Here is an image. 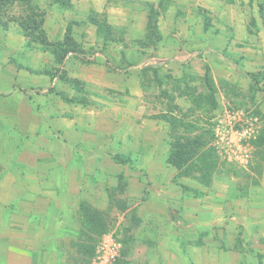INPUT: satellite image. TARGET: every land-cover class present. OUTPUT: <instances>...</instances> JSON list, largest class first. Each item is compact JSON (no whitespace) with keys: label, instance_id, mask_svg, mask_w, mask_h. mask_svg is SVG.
Masks as SVG:
<instances>
[{"label":"crops","instance_id":"obj_1","mask_svg":"<svg viewBox=\"0 0 264 264\" xmlns=\"http://www.w3.org/2000/svg\"><path fill=\"white\" fill-rule=\"evenodd\" d=\"M36 1L40 8L51 6L42 24L45 38L51 43L61 42L67 9L57 13L53 9L58 1ZM78 1H83L86 13L89 8H104V0H66L68 5ZM200 3L208 9L213 7L210 14L215 10L222 23L219 31L201 35L200 41L205 44L201 51L208 56L205 67L212 74L219 67L220 78L229 89L228 105L240 95L238 91L249 93L247 103L243 104L240 97L241 108L229 112L252 115L249 132L253 137L246 139L247 129L242 126L241 130L230 128L228 141L215 146L224 165L241 170L238 175L229 169L225 174L215 173L221 161L216 156V167L209 174L199 178L180 176L168 163L169 153L166 159L152 157L150 146L149 162H143L145 177L161 188L149 193L152 199L144 203L148 212L142 214L146 221L152 220L157 205L153 199H163L165 210L170 208L179 217L177 221L167 220L164 226L172 225L179 238H170L167 228L160 229L153 247L143 250V261L151 264L150 258L155 257L168 264L174 257L175 264H264V0H177V6L187 7V13L194 12ZM50 17L59 29H50ZM219 40L222 43L217 46ZM187 50L177 53L181 55V67L189 59L190 65H196L194 54L199 52L188 54ZM0 51V264H79L78 247L83 243L78 233L82 230L80 206L87 202L98 210L104 205L101 200L108 199L102 188L99 192L95 188L96 183L105 181V166L116 167L115 175L110 173L109 178L119 184L117 167L126 164L119 158L128 163L133 156L121 147V117L140 118L142 114L133 110L130 98L124 105L112 97H101L95 101L101 104L95 110L87 101L82 102V96L87 98V89L120 90L121 83L113 81L114 75L122 73L126 77L128 71H137L144 62L110 73L102 56L85 63L68 52L61 63H56L49 51L26 48L22 32L10 31L1 34ZM19 56L29 59L28 63ZM249 73L258 76L256 87ZM73 80L84 92L73 87ZM213 80L217 87L215 77ZM135 82L126 78L124 83L138 94ZM235 151L246 153L247 158L235 157ZM152 164L158 168L155 173ZM195 189L199 196H194ZM117 193L112 190V196ZM134 196L128 198V207L132 200L138 202L139 197ZM189 230H208L204 244L187 241L189 237L184 234Z\"/></svg>","mask_w":264,"mask_h":264},{"label":"rangeland","instance_id":"obj_2","mask_svg":"<svg viewBox=\"0 0 264 264\" xmlns=\"http://www.w3.org/2000/svg\"><path fill=\"white\" fill-rule=\"evenodd\" d=\"M49 1H58V7L53 9V11H58L57 13L67 9L64 30L69 28L72 36L81 41L80 43L76 42V46H69L75 53L73 58H83V62L90 63L95 60L96 55H100L104 58L103 62L110 73L123 70L126 66L137 65L140 61V63L144 62L140 68L137 67V71H128L126 77L122 73H119L118 77L116 74L114 75L113 81L121 83L120 90L103 87L94 91L87 89L84 92L79 82L73 80L72 85L76 90L85 93L87 98L84 99L82 96V102L87 101L90 109H99L101 104L95 101L101 97L106 99L112 97V100L115 99L124 105L127 104V98H130L132 100L129 104L133 110L142 113L140 118L139 116L131 119L121 117V147L132 152L133 156H131V160L129 159L130 162L117 167L121 175L119 184L116 186V183H112L109 178L110 173L115 175L116 167L104 165L105 181L100 184L96 183L95 188L98 192L102 188V194L108 199L101 200L104 205L98 210L87 202L85 203L91 211L98 212V214L95 218H91L93 225L80 218L82 230L78 233L83 243L78 247L79 264H91L89 260H92L95 255L94 246L96 248L102 237L110 235L121 245L120 256L113 264H150L148 261L144 263L143 250L149 249L150 246L153 247L161 232L160 229L167 228V235L171 236L170 238L176 236L179 238L172 225L164 226L168 224L167 220L177 221L179 217L177 214L171 213L172 209L165 210L163 199L161 201L158 198L153 199L157 205L153 208L154 218L152 220L146 221L145 214H142L147 211L144 203L146 204L152 199L151 195L148 198L149 193L161 188L146 180L145 177L143 162H149L150 146H153L152 157L156 155L157 158L166 159L170 144L175 136L192 140L200 138V141L203 142L200 150L204 151L211 147L218 157V161L221 160L215 173L225 174L224 172L229 169L234 174H240V169L234 170L233 167L224 165L222 162V155L218 151L219 149L215 148L219 145L213 135V128L220 121L232 126L235 130H241V126H247L246 122L250 127V124H253L250 119L253 117L251 114L248 115V107L246 108L247 114H243L240 120L236 118L228 124L229 118H226V115L231 113L229 110L241 108L238 107L241 103L240 97L243 104L247 103L245 99L249 93L246 91L243 94L238 91L240 95H236L233 98L234 101L228 105L226 93H229V89L220 78L222 74L219 67L214 70V74L205 67L207 66L205 60L208 56L201 51L205 45L200 41L201 35L214 29L219 31L220 26L222 27L215 10L212 11L213 14H210V9H214L213 7L208 9L204 7L206 4L200 3L195 5L194 12L187 13V7L177 6V0H104L103 10L95 11L89 8L86 13L83 1L76 2V5L74 3L68 5L66 0ZM36 2V0H32L33 6L39 12L42 10L44 16L50 12L51 6L40 8ZM23 8V5L14 6L10 9V14L12 16L21 14ZM188 9H191L190 5H188ZM71 12L72 14L77 12V14L72 15ZM73 17H76V20L71 19ZM50 18L52 19L49 23L50 29H59L53 18ZM5 31L21 32L17 24L13 22L9 24L7 30L0 29V36ZM34 37L29 38L31 43L29 46L40 49L42 46H37ZM203 39L206 41V37ZM221 43L219 40L217 46ZM180 49H184V51L188 49V54L199 52V55L194 54L196 65H190L189 59L187 62L189 65L181 67L183 65H180L179 61L182 60L181 55L177 54ZM185 56L191 58V55L185 54ZM222 56L224 58L223 51ZM19 57L22 61L26 60L24 63H28L29 59ZM11 60L14 61L13 58ZM214 77L218 83L217 87L213 80ZM249 77L253 87H256L259 84L258 76L255 73H249ZM126 78L136 81L138 94H135L124 83ZM120 110L122 112L123 108L121 107ZM62 139L60 142L63 144ZM67 147L65 146L68 150ZM135 161L140 162L137 164ZM151 168L153 169L152 173L158 170L153 164ZM88 186L93 188L91 184ZM185 187L192 190V187L187 183H185ZM112 190L114 193L118 190V193L112 196ZM193 192L196 193L194 196H199L197 189ZM131 196L139 197L138 202L134 199L128 207V198ZM87 201L94 206L93 200ZM133 203H136L135 206ZM137 211L143 218L137 215ZM92 214L90 213L91 217H93ZM74 218L76 219L75 216ZM159 221L161 224L158 223ZM191 232L189 230L184 235L189 237L187 241L196 240L197 244L203 243L208 234V230ZM186 239L183 240L186 241ZM253 247H247V249ZM169 259L168 264H175L174 257ZM78 260L75 258V261L78 262ZM150 261L151 264H165L160 258L152 257ZM72 263L76 264V262Z\"/></svg>","mask_w":264,"mask_h":264},{"label":"trees","instance_id":"obj_3","mask_svg":"<svg viewBox=\"0 0 264 264\" xmlns=\"http://www.w3.org/2000/svg\"><path fill=\"white\" fill-rule=\"evenodd\" d=\"M24 6L21 14L12 16L10 9L14 6ZM16 23L25 38V47H30L29 38L35 36L33 39L37 41V46L40 49L49 51L56 63H61L63 57L68 52H74L69 48L70 45L76 46V42L71 36L70 29L65 31L64 38L59 43H51L47 41L42 30L44 22V14L39 12L32 4V0H0V29L7 30L10 23ZM34 44V43H33ZM203 142L200 138L185 139L181 136H175L170 144V151L168 154V163L174 166L180 176H196L203 177L209 174L216 167V155L213 148L201 151ZM121 163H127V159L119 158ZM116 160V159H115ZM90 213L93 217L90 216ZM98 212L91 211L85 204L80 206L81 220L88 221L91 224V218H95ZM98 225V222L96 221ZM93 225V224H92Z\"/></svg>","mask_w":264,"mask_h":264},{"label":"built area","instance_id":"obj_4","mask_svg":"<svg viewBox=\"0 0 264 264\" xmlns=\"http://www.w3.org/2000/svg\"><path fill=\"white\" fill-rule=\"evenodd\" d=\"M241 116L242 115L240 112H232L227 114L226 118H229L228 119L229 121H227L229 122L228 124L232 123V121H234L236 118L240 120ZM246 123L247 126H244V128L247 129V131L245 132L244 135L246 139H250L253 137V135L251 134V132H249L250 131L249 123L248 122ZM230 128L232 129L233 127L225 123H222V121H220V123L218 122L216 126L213 128V135L218 145H221L226 141H228L230 135L232 134ZM233 133H237V132H233ZM233 153L234 156L237 158L239 157L242 159L247 158V154L244 152L242 153L235 151ZM120 251H121V245L117 241L113 240L111 237H104L96 247L95 255L91 261V264H113L116 261V259L120 256Z\"/></svg>","mask_w":264,"mask_h":264}]
</instances>
